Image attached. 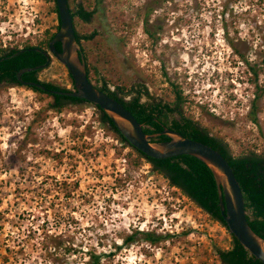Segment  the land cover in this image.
<instances>
[{"label": "rangeland", "instance_id": "1", "mask_svg": "<svg viewBox=\"0 0 264 264\" xmlns=\"http://www.w3.org/2000/svg\"><path fill=\"white\" fill-rule=\"evenodd\" d=\"M94 1L69 3L91 10ZM99 1L87 23L75 20L79 33L92 35L82 47L97 71L93 84L129 88L160 79L165 67L185 116L235 154L264 150V91L257 123L248 117L264 66L255 76L239 56L253 68L264 57V0L160 1L148 24L151 0ZM57 25L51 0H0L2 49L38 45ZM38 80L73 90L53 56ZM51 103L0 85V264H83L90 253L101 264H220L214 246L231 242L221 224L122 144L92 106L68 103L58 112ZM136 231L169 236L150 245L136 235L125 246Z\"/></svg>", "mask_w": 264, "mask_h": 264}, {"label": "trees", "instance_id": "2", "mask_svg": "<svg viewBox=\"0 0 264 264\" xmlns=\"http://www.w3.org/2000/svg\"><path fill=\"white\" fill-rule=\"evenodd\" d=\"M51 1L53 3L54 12L57 15L58 21V25L56 26L54 32L46 31L45 39L42 40L38 45L25 44L21 49H2L0 45V59H3L0 61V85L7 84L24 87L36 94L41 100L51 97L53 98L51 108L61 112L65 107L68 106V103L72 105H78L86 102L72 97L54 96L32 86L22 85L17 82L16 78V73L20 69L39 66L44 64L46 61L43 52L48 49L49 41L59 29V17L56 8V1ZM160 1L168 2L170 0H151L147 6V13L144 20L145 24H148V17L153 11V8L151 7L152 4H157ZM67 2L73 20L75 38L81 46L82 54L86 61L87 78L88 81L93 84L94 81L91 77V72L93 71L96 76L97 71L94 66L88 63L87 57L82 47V41L90 40L92 35L79 33L76 30L75 20L78 19L83 23H87L94 15L95 7L100 1L95 0L92 3L94 8L91 10H86L84 5H77L74 7V9H72L69 0H67ZM145 30L146 33H148L146 28ZM55 48L60 51V44H55ZM35 49H38L39 51ZM239 56L243 62L249 66V69L253 71V74L258 76V72L255 70V67L260 65L264 66V57H261V63L256 64V66L253 68L250 66L249 60L246 57L241 55ZM41 70L42 69H38L36 71L24 73L21 75V78L23 80L41 83L49 89L69 91L64 88L61 89L50 83L40 82L38 80V73ZM68 77L73 86V80L69 73ZM95 80L98 81V78ZM93 85L130 111L137 122L142 125L143 132L146 134L156 133L158 130H160L158 126L160 122L167 124L170 121V115L176 114L180 119L171 120V130L178 132L185 138L209 146L213 150L217 151L227 161L240 186L244 199L248 224L253 232L264 238V150L258 152L255 150L244 149L241 150L239 154L233 153L228 143L223 138H219L213 134H209L207 131L200 129L195 123L192 122L190 117H187L182 113L179 108L180 103L183 101L181 100L180 92L176 91L173 93V96L171 97V99H173L170 104L171 106H167L168 113L167 115L165 113L163 115V109L160 108V104L151 109L147 102L140 103L139 97L133 98V95L128 97L133 92V87L125 88L124 86H119L111 90L103 81L101 86H98L97 84ZM258 90H260V93H258ZM262 91H264V88H257L256 100L251 102L248 112V117L255 124L257 123L256 114L258 111V100L261 98ZM88 105L92 106L98 112L99 121L101 124L106 125L107 128L112 133H114L115 137L122 144L133 149L116 131L111 121L101 109L91 104ZM164 109L166 108L164 107ZM161 138L165 141L167 140V138L164 136ZM133 150L138 154L139 159H143L151 166V169L154 172L165 178L171 186L178 188L184 196H186L205 214L209 215L213 220L221 224L228 231L220 214L216 184L212 173L206 165L196 158L188 155L167 159H154L146 157L135 149ZM228 234L231 240L230 247L222 249L220 247L214 246V254L216 255L220 264H263L250 255L233 237V235H231L229 232ZM136 235L142 236L141 239L150 245H156L166 239V236H169L156 234L153 231H136L126 235V237L122 240V243L125 246L133 244L136 240ZM5 251L9 252V249L7 248ZM72 251L73 250L71 249V252ZM101 261L102 255L90 253L89 258L85 260L83 264H101Z\"/></svg>", "mask_w": 264, "mask_h": 264}, {"label": "water", "instance_id": "3", "mask_svg": "<svg viewBox=\"0 0 264 264\" xmlns=\"http://www.w3.org/2000/svg\"><path fill=\"white\" fill-rule=\"evenodd\" d=\"M55 1L59 17V29L49 41L48 49L43 52L46 61L39 66L20 69L16 73L17 82L54 96L77 98L97 106L106 114L116 131L126 142L146 157L167 159L188 155L202 162L214 178L220 214L228 232L250 255L264 264V238L253 232L248 224L243 195L227 161L209 146L185 138L165 126H162V130L157 133H144L142 125L137 122L130 111L89 82L86 73V61L81 46L75 38V29L68 2L67 0ZM55 44H60V51L55 48ZM35 50L39 51L38 49ZM51 56L66 67L73 80V90H53L46 88L41 83L25 82L21 79V75L24 73L47 67ZM2 60L0 59V61ZM160 136L166 137L167 140L156 141Z\"/></svg>", "mask_w": 264, "mask_h": 264}, {"label": "flooded vegetation", "instance_id": "4", "mask_svg": "<svg viewBox=\"0 0 264 264\" xmlns=\"http://www.w3.org/2000/svg\"><path fill=\"white\" fill-rule=\"evenodd\" d=\"M160 69H162L160 76V79L155 80V77H152L150 79H147V81H145L144 83H142L141 81H138L136 83H134L133 87V98L134 97H139V102H143L141 100V96L144 95L146 98L145 100H147V104L149 105V107L155 108L156 105L160 104V108L163 109L162 114L164 115V113L167 115L168 113V107H170L171 105V101L173 99H171V97H168V95L166 94L167 92V88H169V91H171V93L173 94L174 92H180V89L177 85V83H175L174 81L176 80V78H172L170 76H168L167 72H166V68L162 66H159ZM22 79V78H21ZM23 80V79H22ZM25 82H32V81H27V80H23ZM164 81V83L161 85L162 87L164 86V90H161V93L158 96L154 95V85L157 84V82H161ZM166 92L165 94L162 93ZM181 95V93H180ZM166 97V98H165ZM164 98V99H163ZM184 98L181 96V100H183ZM160 102V103H159ZM181 104V103H180ZM168 106V107H167ZM164 107L166 109H164ZM176 119L179 120L180 118L174 114L173 116H170V121L167 124H164L163 122H160L158 124L160 130H158L157 132L162 130V126H165L167 128H172V124H171V120ZM193 123H195L200 129L207 131L205 128L201 127L200 125H198L195 121L192 120ZM156 132V133H157ZM209 133V132H208ZM210 134V133H209ZM162 136H160L159 138L156 139V141H165L161 138Z\"/></svg>", "mask_w": 264, "mask_h": 264}]
</instances>
